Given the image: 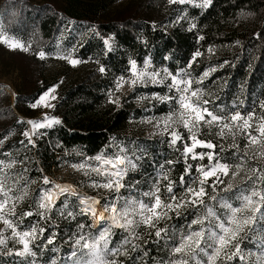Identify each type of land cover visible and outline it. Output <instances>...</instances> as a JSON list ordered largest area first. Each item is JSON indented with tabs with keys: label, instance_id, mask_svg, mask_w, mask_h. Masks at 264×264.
Returning <instances> with one entry per match:
<instances>
[{
	"label": "trees",
	"instance_id": "trees-1",
	"mask_svg": "<svg viewBox=\"0 0 264 264\" xmlns=\"http://www.w3.org/2000/svg\"><path fill=\"white\" fill-rule=\"evenodd\" d=\"M120 1L44 0L35 3L33 0H0L3 25L25 46L34 49L33 57L41 51L50 52L57 38L71 26L72 33L88 26L89 32L81 37L78 44L77 57L83 60L96 58L99 67L105 68L103 73L99 70L90 72L85 79L63 92L54 109L59 123L42 130L34 143L24 138L27 125L19 114L25 118L35 117L32 106L53 85L45 82L40 86L37 68L32 74L30 68L21 67L23 83L16 96L15 107H11L9 96L0 87V142L11 137L9 143L0 149V159L22 164L15 174L31 182L28 187L32 194L18 206L17 214L29 210L28 205L43 185V177L54 170L84 163L102 152L106 155L115 152L118 142L135 147V155L141 157L136 160V169L125 177V184L131 182L136 188L147 190L157 174L164 170H170V177L179 182L186 164L181 153L169 145L168 136L136 138L131 142L130 136L124 134L130 123L146 116L144 109L135 105L136 94L124 98L120 107L109 102V92L115 89V81L120 76L130 75L131 60L141 64L150 57L155 67L167 68L173 74L180 73L191 78L217 68L203 84L219 96L211 108L218 112L219 107L223 111L239 110L242 113L252 109L256 113L260 111V104L264 102V0H211L207 7L195 4L168 7L167 0H131L132 13L117 19L107 17L110 8ZM183 10L187 12V18L194 22L193 30H189L183 21L177 23L176 17ZM72 33L67 34L69 43L74 40ZM78 33L81 32L78 30ZM105 39L113 40L111 51L107 50ZM210 48L222 50L220 56L209 59L207 52ZM196 52L201 55L193 60ZM145 91L162 93L164 89L155 87ZM168 109L167 103L162 104L155 113L166 114ZM216 151L221 152L218 147ZM232 151L222 153V157L230 163L234 159ZM132 158L135 159V156ZM177 159L178 162L173 165L165 164L167 160ZM188 163L193 165L195 175V167L200 165V160L189 159ZM160 165H164V169ZM120 195H127V191L121 189ZM63 199L61 197L60 200ZM75 202L76 197H71L69 206L72 207ZM191 213V209L180 217L173 213L167 224L180 229L193 218ZM51 215L54 219L50 223L45 225L44 221H40L47 231L32 245L35 256L30 261L20 256H0V264H28L32 259L37 264H52L53 261L64 264L73 250L77 225L85 224V232L96 231L87 227L92 224L87 215L65 218L57 209H53ZM38 219L29 216L23 224L27 227ZM113 231L114 236L121 240L122 230L114 228ZM51 233H55L54 243L46 244L45 238ZM163 244L164 241L154 242V237L147 236L145 232L141 247L130 256L135 258V264L165 263L169 251L162 247ZM120 259L133 264L126 257Z\"/></svg>",
	"mask_w": 264,
	"mask_h": 264
},
{
	"label": "snow or ice",
	"instance_id": "snow-or-ice-1",
	"mask_svg": "<svg viewBox=\"0 0 264 264\" xmlns=\"http://www.w3.org/2000/svg\"><path fill=\"white\" fill-rule=\"evenodd\" d=\"M185 2L186 0H169L171 4ZM210 4L211 0H203L201 6L207 7ZM104 44L111 51L108 39L104 40ZM11 47L24 46L13 43ZM199 55L201 53L196 52L193 60ZM44 56L43 51L39 52L40 58ZM60 58L68 60L73 66L81 63L78 59L70 58V54ZM151 67L148 60L143 67H138L137 62L131 60L128 69L130 75L120 76L115 81V91H120L125 84L135 88L138 84H146L149 81L162 83L164 79L170 78L169 91L175 90L176 94L157 95L155 98L161 102H174L175 107L167 116L157 121L155 127L169 137V145L176 148L184 159L186 167L183 175L179 177V182L170 177V170H164L157 174L147 190L136 188L131 182L125 184V177L130 170L136 169V160L141 157L135 155L137 149H131L130 156L128 147L118 142L115 145L117 151L107 155L102 152L90 158L95 165L85 162L74 167L77 170H86L85 174L95 173L102 178L93 180L92 187L107 189L116 194L125 189L127 195H115L111 200L105 199L101 202L99 198L81 196L70 187L55 184L45 176L42 178V184L48 187L37 191L28 205L29 210L17 214V204L28 198V184L31 182L25 181L21 184V177H14L7 171L14 167L15 162L0 160V223L5 226L0 229V246H6L8 239H11L14 245L22 246L15 251L16 256H35L31 245L37 239L43 238L47 231L40 221H44L45 225L50 223L54 219L51 213L53 209H57L65 218H75L78 214L89 216L92 224L87 227L96 229L94 233L85 232V224L77 225L73 250L68 257L70 264H127L126 260L120 259L122 256L131 259L135 264V258L131 257L130 253L138 251L141 247L145 232L147 236L154 237V242L164 241L162 247L169 251L166 264H264V254L253 258L251 250L242 247L246 240L253 242L254 238L259 236L257 246L264 250V184L260 183L264 180V168L247 167L241 182L246 184L251 180L250 185L239 187L233 183L245 170L248 159L264 158V114L257 116L255 109L247 113L239 110L224 112L222 109L218 112L208 107L209 100L203 99L204 93L201 89L193 88L192 79H185L180 73L173 74L167 68L163 69L162 76L160 71H149ZM98 70L103 73L105 68L101 66ZM203 75L206 77L208 73ZM56 87L57 85H54L41 94L33 107H54L50 101L56 98L51 95ZM109 102L118 104L119 97L112 99L110 96ZM260 108L264 109V103L260 104ZM28 123L33 130H37L59 123V120L45 115L39 122ZM179 127L187 130V138L178 130ZM202 129L208 130V136L219 137L221 140L230 139V146L242 153L239 162L230 163L222 157L216 149L220 147L223 151V145L201 138L205 135ZM33 134L34 131L23 133L29 143H32ZM237 137L245 140L243 147L237 142ZM197 148L210 151L197 152ZM205 158L209 163L197 165L194 175L193 165L189 164L188 160ZM178 159L167 160L165 164L173 165ZM160 168L164 169V165H160ZM221 177L229 178L228 182L225 183ZM209 180L212 182L208 183ZM220 185L223 187H219ZM221 193L231 195L225 196ZM60 197L64 199L60 200ZM71 197H76L72 207L69 206ZM97 206L100 208L99 212ZM189 209L192 210L193 218L186 226L174 229L167 224L173 213L180 217ZM29 216L39 219L25 227L23 222ZM114 228L122 230V238L116 244L112 242ZM8 229L11 232L6 238L4 232ZM45 239L46 244H53L55 233L49 234ZM52 264H55V261Z\"/></svg>",
	"mask_w": 264,
	"mask_h": 264
},
{
	"label": "rangeland",
	"instance_id": "rangeland-1",
	"mask_svg": "<svg viewBox=\"0 0 264 264\" xmlns=\"http://www.w3.org/2000/svg\"><path fill=\"white\" fill-rule=\"evenodd\" d=\"M44 0H33L35 3H40L43 2ZM167 6L170 7L171 3H169V0H167ZM131 0H122L118 2L116 5H114L112 8H110V11L107 13V17L110 19H117V17H122L129 15V13H132L131 6L129 5ZM203 3V0H186L184 4L181 5H199L201 6ZM180 4V3H176ZM203 7V6H201ZM130 9V10H128ZM165 10V7H164ZM129 11V12H128ZM134 11V10H133ZM168 9L164 12L167 13ZM177 23L180 21H183L186 23L187 27L189 30H193L194 27L192 25H195L192 20H189L187 18V12L181 11L178 16L176 17ZM170 27H173V24H170ZM72 26L68 28L67 30L64 31V33L57 38V42L54 44L50 52H44L45 56L44 58L39 57V53H36L37 56L33 57L34 49L31 48V46H25L15 34L9 33L6 30L5 25H3L2 21V15L0 14V87L1 89L4 90L5 94L9 96V102L11 103V107H15V99L18 93H20L21 88H22V71H20L21 67L25 68H30V72L32 74L35 73V69L38 72V75L40 76V81L39 85L42 86L43 83L48 82L51 85H57L55 88V91L51 93V95H54L56 98L54 100H51V104L54 105V107H48L45 108L43 106H37L33 107V112L34 116L33 118H25L22 117L20 114L19 116L25 120L26 125H27V132L32 133L34 131V134L32 135V143L35 142V137L39 135L42 130L45 128H50L54 126L57 123H53L51 126H46L44 128H40L37 130H33L31 124H29V121H36L39 122L41 121L45 115H47L50 118H55L59 120L56 116H54V109L55 106L58 104L59 99L63 92L67 89L73 86L74 83L80 82L85 77L90 73L94 71H98L99 69V61L98 59H80L77 57L76 51L78 48V44L82 40L81 37L87 35V32H89L90 28L87 26H84L79 30L72 31ZM72 33L74 40L67 41V34ZM109 45L111 46V49L113 48V40L108 39ZM16 43L19 45H23V48L16 47L13 48L11 47V44ZM67 44H72V46H68ZM211 51L207 52V57L210 59L211 57H219L220 53L222 50L217 49V48H210ZM107 50H109L107 46ZM72 59H78L81 61L76 66L71 65L68 60L66 59H61V56H69ZM36 58V59H33ZM31 60V61H30ZM148 60L150 61L152 67L149 68V71L157 70L161 72V75L163 76V69L165 68H157L153 65L151 58H146L143 63L137 64L138 67H143L145 61ZM168 70V69H167ZM218 69L217 68H212L210 70H207L206 72L208 75L205 77L203 74L199 77L191 78V77H186L183 76L185 79H192L194 81L193 83V88H199L203 91L204 96L203 99L209 100L208 107L211 108L214 106V102L216 99H218L219 96H215L213 94V91H209L206 89L203 84L208 80L211 75L216 72ZM169 71V70H168ZM28 77L30 75L28 74ZM202 81V82H198ZM171 83L170 78L164 79L162 83H152L149 81L146 84H138L135 88L129 87L127 84L124 85L120 91H115L112 90L109 92V98L111 96L112 99H116L119 97V103L117 105L120 107L122 105L123 99L132 96L133 94H136L134 100H135V105L137 107H140L144 109L146 116L139 119L135 120L134 122L130 123L129 126L126 128L124 134L130 136L131 142L136 141V138H146V139H155V138H163L166 137L167 135L162 134L161 130L157 127H155V124L157 121H160L162 117H165L168 115V113L175 107L174 102H161L159 99H156L155 97L158 96H164V95H175V90L169 91L168 85ZM155 87H161L164 89V92L159 93V92H146V89L150 88H155ZM52 88V87H51ZM38 102V100H37ZM37 102L35 104H37ZM168 104L169 111L166 112V114L159 115L155 113L156 108L159 105L162 104ZM264 103V102H263ZM222 109V108H221ZM219 107V111H221ZM223 110V109H222ZM260 111L257 113V116L264 114V109H259ZM228 112V111H224ZM185 138L188 136V132L186 129L179 127L178 129ZM25 131V132H26ZM207 129H202V132L205 133V135H202L201 138L204 139H210L213 140L215 143L218 145H223V151L219 152L220 155L222 156V153L226 150H234L232 151L234 159L233 163H238L239 162V157L242 155V153H238L236 149L232 148L231 145V140H221L219 137H213V136H208L206 135ZM25 139H27L24 136ZM11 140V137H8L5 140H2L0 142V149H2L4 146H6L9 141ZM237 142L243 147L245 144V140L237 137ZM128 147V146H127ZM220 149V147H218ZM129 149V155L132 156L131 149H135V147H128ZM198 149L202 148H197ZM221 150V149H220ZM201 151L203 152H208L210 151L209 149H202ZM200 151V152H201ZM134 159V158H133ZM1 160V159H0ZM5 162H8L6 160H3ZM15 162V161H14ZM87 164L90 165H95V162L91 159H88ZM85 163V162H84ZM209 162L205 158L204 160H200V164H208ZM22 164L19 163H14V167L10 170H7L11 173L12 176L16 177L20 176L19 174H15L17 171V167H21ZM251 166L253 168H264V158H256V159H248L245 164V170L241 172L240 176H237L236 179L233 181L234 185L239 186V187H245L246 185H250L252 183L251 180H248L245 183L241 182V178L244 176L245 172L247 171V167ZM134 171V170H130ZM129 171V172H130ZM86 170H77L76 167L71 166L67 168H60V170H54L52 174L46 175V177L49 178L50 181H52L55 184H59L62 187H70L72 188L75 192H77L81 196H91V197H96L99 198L102 202V199H108L111 200L113 196L115 195H120L110 192L107 189L103 188H94L92 187V181L93 180H100L102 179L101 177L96 176L95 173H89L85 174ZM222 179L225 180V183L228 182L229 178L221 177ZM21 184L25 182L24 178L21 179ZM212 181L209 180L208 183H211ZM261 184H264V180L260 182ZM42 187H48L45 185H42ZM219 187H223V185H220ZM29 191V187H28ZM209 192H211V189H209ZM31 191H29V196L30 198ZM222 195H231V193H221ZM28 198H26L24 201H26ZM61 199V197H60ZM23 201V202H24ZM58 202V201H57ZM22 203V202H21ZM17 204L16 207V212L18 211V206L21 204ZM99 208V206H97ZM100 210V208H99ZM259 227V226H257ZM5 226L3 223H0V229H4ZM118 229V228H116ZM11 230H5L4 236L7 238L10 236ZM259 239L260 237L257 236L254 238L253 242L245 241L242 247H244L246 250H251L253 254V258L256 256H259L261 254H264V250H262L261 247H258L257 245L259 244ZM120 240H118L115 236L112 237V242L118 243ZM34 241L32 245L35 243ZM31 245V247H32ZM111 246V245H110ZM22 246L19 244L14 245L13 241L11 239H8V242L6 246H0V256H16L15 251L19 250ZM11 250V252L9 251ZM17 257V256H16ZM69 257V255H68ZM66 259V262L64 264H70V260ZM26 260L30 261L32 256L29 257H24ZM169 258V257H168ZM168 260V259H167ZM167 262V261H166ZM166 262L164 264H166ZM28 264H37L36 262H27ZM235 264V262H233Z\"/></svg>",
	"mask_w": 264,
	"mask_h": 264
},
{
	"label": "bare ground",
	"instance_id": "bare-ground-1",
	"mask_svg": "<svg viewBox=\"0 0 264 264\" xmlns=\"http://www.w3.org/2000/svg\"><path fill=\"white\" fill-rule=\"evenodd\" d=\"M97 211H98V212L100 211L98 207H97ZM118 229H119V228H118Z\"/></svg>",
	"mask_w": 264,
	"mask_h": 264
}]
</instances>
